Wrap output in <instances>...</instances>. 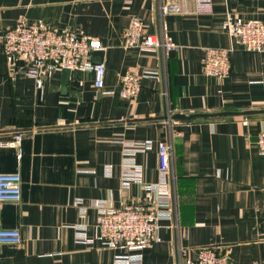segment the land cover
Segmentation results:
<instances>
[{
	"label": "crops",
	"instance_id": "0c3cea01",
	"mask_svg": "<svg viewBox=\"0 0 264 264\" xmlns=\"http://www.w3.org/2000/svg\"><path fill=\"white\" fill-rule=\"evenodd\" d=\"M167 1L188 11L163 14ZM229 15L262 19L264 0H213L207 14L195 13L194 0H0V36L21 18L75 30L100 38L104 47L94 57L106 67L103 89L93 71L74 70L67 87L63 70L44 74L39 87L26 60L0 47V139L24 133L19 149L0 147V173L22 180L19 202H0V229L22 233L20 243L0 244V264H115L118 250L77 242L75 227L96 236L94 202L119 208L148 195L139 184L122 187L119 140L154 142L135 155L147 183L159 177L158 145L174 150V216L149 246L131 250L142 253L141 264H179L181 250L196 257L203 247L226 253L231 264H264V153L256 144L264 113L172 118L264 109V52L246 51L230 36ZM133 16L178 48L126 45ZM208 47L235 48L227 78L203 73ZM133 68L163 75L143 78L139 95L128 100L118 93L120 78Z\"/></svg>",
	"mask_w": 264,
	"mask_h": 264
},
{
	"label": "built area",
	"instance_id": "2783aa9c",
	"mask_svg": "<svg viewBox=\"0 0 264 264\" xmlns=\"http://www.w3.org/2000/svg\"><path fill=\"white\" fill-rule=\"evenodd\" d=\"M195 13L207 14L213 9V0H194ZM163 14L184 13L188 10L180 1H167L162 4ZM231 37L238 39L242 48L251 52H264V17L247 19L241 16L226 20ZM128 46H137L147 51L169 52L178 48L170 36L151 32L148 23L140 16H133L123 32ZM0 47L9 57H23L27 62L25 72L35 78L37 86H42V76L57 70L69 68L94 72V85L103 89L106 67L103 62L94 63V54L103 49L98 37L85 36L81 32L65 29L59 30L40 21L21 18L5 29L0 36ZM234 47H208L203 60V73L219 79L227 78L231 72V54ZM160 68H133L127 70L120 78L119 95L134 100L142 89V79L146 77L161 78ZM107 93H114L108 91ZM24 133L17 132L11 139H0V147L20 148ZM123 144L121 185L129 189L133 184L144 186L148 195L143 200L129 202L119 208L107 207L103 202H94L98 206V234L89 236L87 226L78 225L76 241L94 244L99 241L103 247L116 249L115 264H141L142 250L149 246L158 236L164 220L174 216V150L168 142L158 145L160 164L159 177L155 183H147L142 166L135 155L154 148L153 141L127 142ZM256 144L264 153V130L260 131ZM111 167H107L110 171ZM21 176L18 173H0V202H19L22 198ZM22 240L19 229H0V244H17ZM179 264H231L230 257L213 247L201 248L196 257L186 256L180 251ZM253 264H261L254 262Z\"/></svg>",
	"mask_w": 264,
	"mask_h": 264
},
{
	"label": "water",
	"instance_id": "95a60500",
	"mask_svg": "<svg viewBox=\"0 0 264 264\" xmlns=\"http://www.w3.org/2000/svg\"><path fill=\"white\" fill-rule=\"evenodd\" d=\"M93 62L94 63H100L101 59L100 58H95L93 57ZM80 70H74L73 73L76 76L81 75ZM72 73V70L69 68H65L63 69V85L64 87H67L68 81H69V77ZM256 113H264V109L262 110H246V111H220V112H213V113H204V112H198V113H192V114H182V113H177L174 116H172V118L175 119H182V120H191L193 118H197V117H223V116H230V115H249V114H256ZM167 117V113L166 116Z\"/></svg>",
	"mask_w": 264,
	"mask_h": 264
}]
</instances>
